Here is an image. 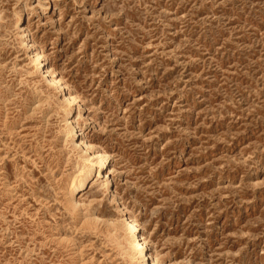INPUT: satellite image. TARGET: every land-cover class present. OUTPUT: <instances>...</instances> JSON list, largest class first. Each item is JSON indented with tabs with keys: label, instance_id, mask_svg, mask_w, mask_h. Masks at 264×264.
<instances>
[{
	"label": "rangeland",
	"instance_id": "1",
	"mask_svg": "<svg viewBox=\"0 0 264 264\" xmlns=\"http://www.w3.org/2000/svg\"><path fill=\"white\" fill-rule=\"evenodd\" d=\"M121 205L164 264H264V0H0V264H134Z\"/></svg>",
	"mask_w": 264,
	"mask_h": 264
},
{
	"label": "bare ground",
	"instance_id": "2",
	"mask_svg": "<svg viewBox=\"0 0 264 264\" xmlns=\"http://www.w3.org/2000/svg\"><path fill=\"white\" fill-rule=\"evenodd\" d=\"M22 37L24 38L22 40V47L28 50L27 53L32 63L35 66L40 67L42 73L45 74L44 76L48 77L47 79L48 84L51 87L58 90V92L65 91L66 90L65 84L59 77H57L52 73L50 66H48L45 63L46 56L44 52L40 48L35 47L34 44L31 42V40L28 39L29 37L28 34L26 33V29H23ZM65 97H66V101L70 105L69 111L68 113H66V117L64 120L65 126L68 129V132L71 133L70 136L73 139L75 137L77 138L74 144L77 148H79L80 152L86 153L85 156L86 158L85 157L84 158L90 162V165L83 173H81L82 172L81 170L79 171V173L77 172L78 174L81 173L80 176L71 178L68 182L65 181L67 186L64 183L63 195L65 197V202L67 203V205L71 207L74 211H76L75 214L82 215L83 214L82 207L84 206V204L80 201L79 195L82 191H84L88 187L89 184L93 182V180L96 181L97 177L100 176L104 179L105 188L112 187V183H111L112 178H111V169H110L111 165L109 160L110 156L105 150L98 149V147L92 144V142H89L83 138L81 139L78 138L81 133L79 132L76 122L73 119V114L71 113L73 110V106L78 105L80 106V108L82 107L81 100L79 96L72 91H70L69 94L66 95ZM107 168H109V171H104ZM120 210L123 215L122 223L124 225V229L130 239L131 254L132 257L136 259V262L134 264H164L156 256L151 254V248L149 246L147 237L144 236L142 232L143 228L137 222V219L132 215H128L125 212L123 206L122 208L120 207Z\"/></svg>",
	"mask_w": 264,
	"mask_h": 264
}]
</instances>
